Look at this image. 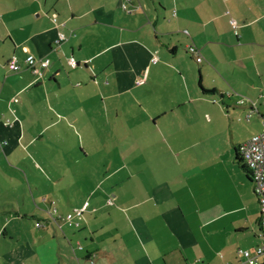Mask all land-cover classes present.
Masks as SVG:
<instances>
[{
  "label": "crops",
  "instance_id": "1",
  "mask_svg": "<svg viewBox=\"0 0 264 264\" xmlns=\"http://www.w3.org/2000/svg\"><path fill=\"white\" fill-rule=\"evenodd\" d=\"M31 1L0 39V264H238L264 247L236 161L264 114V0ZM29 54L49 59L41 78Z\"/></svg>",
  "mask_w": 264,
  "mask_h": 264
},
{
  "label": "built area",
  "instance_id": "2",
  "mask_svg": "<svg viewBox=\"0 0 264 264\" xmlns=\"http://www.w3.org/2000/svg\"><path fill=\"white\" fill-rule=\"evenodd\" d=\"M130 1V0H126ZM122 8L128 11L126 2L122 3ZM51 21L54 25L58 27L57 36L54 39V45L57 47L61 43L67 40L68 36L64 32L63 28L65 27V21L58 20L57 17H52ZM232 26H236V21H230ZM73 31H70L72 34ZM186 51L193 55L196 61L201 60L200 49L195 44H189L186 46ZM67 64L71 68H75L77 66V61L73 56H69L67 59ZM24 65L27 69H29L36 78H41L43 76V72L46 68L49 67L50 61L46 57H36L32 54H29L24 59ZM7 66L11 71L17 72L22 69V65L18 62L15 56H12L8 62ZM137 84L142 83V79L136 81ZM264 100V94H262ZM242 102V101H241ZM254 109H251L247 113V117L251 116V113ZM261 116V127L260 130L252 135L248 140L240 143L237 147V152L239 159L241 160L243 166L248 172L250 182L252 185V190L254 195L257 198L260 216L258 219V224L260 230L264 234V114ZM109 204H112L111 200H108ZM84 211V206L80 208H75L72 212L68 213L66 216L62 217V220L68 226H79L80 219H82ZM38 226L39 223L36 222ZM82 246L79 245L78 248ZM264 253V247L259 246L255 248L253 251H249L248 249H240L236 250V254L242 257V260L238 262V264H258V257Z\"/></svg>",
  "mask_w": 264,
  "mask_h": 264
},
{
  "label": "rangeland",
  "instance_id": "3",
  "mask_svg": "<svg viewBox=\"0 0 264 264\" xmlns=\"http://www.w3.org/2000/svg\"><path fill=\"white\" fill-rule=\"evenodd\" d=\"M21 1L23 3L20 4V1L0 0V39L1 38L6 39V37H5L6 36V33L5 32H6V27L7 26L10 27V29L15 28L14 27L15 24H12L10 22V19L11 18L12 19H16L17 17H20L21 16L20 15L21 14L20 10L22 12L27 11L30 2H32L31 0H28V1L27 0H24V1L21 0ZM44 1L45 0H38L37 2L44 3ZM88 1L93 2V1H96V0H87V2ZM56 2H57L56 0H47V8L49 10H51L52 9V6H55L56 7V5H57L58 8L65 6V4H63V0L58 1V4H56ZM41 10L42 9L40 8L39 11L41 12ZM42 13H43L42 15H44L45 12H43V10H42ZM61 15H63V14L61 13ZM35 16H36V13H35ZM4 21H5V23H4ZM6 22L8 23V25H5ZM236 23H237V21H236ZM63 30L67 34L69 33V29H67V28L64 27ZM0 54H1V52H0ZM200 56H201V59H202L203 58V55L201 53H200ZM196 77H197V75H196ZM196 77L194 79L195 81L197 80ZM262 93L264 94V92H262ZM72 152L74 153V148H73ZM92 158H90V160H92ZM9 159L13 163H15V161H16L15 157H9ZM94 159L96 160V158H94ZM223 159H224V161H222L221 163L224 165L227 157H223ZM5 163H7V159L3 157V160L0 162V165L1 166H4ZM218 163H219V161H218ZM218 168H219V171H217V174H218V178L221 181V183H218L217 184V187H218L217 190L220 191V193L225 198H227L228 203H230L229 204L230 207H233V206L237 205V203H236L237 200H236V196H235L236 183H235V181H233L232 176L229 174V173H233V172L229 168L228 164L227 165H224L221 170H220V167H218ZM220 175L222 176L221 179H220ZM78 195H79V193H78Z\"/></svg>",
  "mask_w": 264,
  "mask_h": 264
},
{
  "label": "trees",
  "instance_id": "4",
  "mask_svg": "<svg viewBox=\"0 0 264 264\" xmlns=\"http://www.w3.org/2000/svg\"><path fill=\"white\" fill-rule=\"evenodd\" d=\"M202 90H203L204 92H208V90H206V89H203V88H202ZM236 157H237V156H236ZM236 161L238 162V164L242 163L241 160L238 159V158H236ZM240 165H241V164H240ZM242 168H243V167H242ZM244 168H245V167H244Z\"/></svg>",
  "mask_w": 264,
  "mask_h": 264
}]
</instances>
